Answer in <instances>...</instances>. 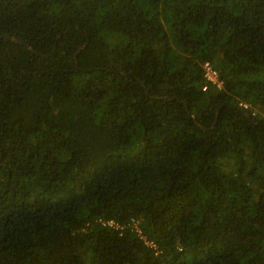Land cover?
<instances>
[{
	"label": "trees",
	"instance_id": "16d2710c",
	"mask_svg": "<svg viewBox=\"0 0 264 264\" xmlns=\"http://www.w3.org/2000/svg\"><path fill=\"white\" fill-rule=\"evenodd\" d=\"M0 264H264V0H0Z\"/></svg>",
	"mask_w": 264,
	"mask_h": 264
},
{
	"label": "built area",
	"instance_id": "2783aa9c",
	"mask_svg": "<svg viewBox=\"0 0 264 264\" xmlns=\"http://www.w3.org/2000/svg\"><path fill=\"white\" fill-rule=\"evenodd\" d=\"M203 69H204V77L206 81L210 84L216 85L217 87L221 88L223 86V81L220 78L219 71L214 67V65L210 61H206L203 64ZM209 85L207 84L204 86V89H207ZM240 106H242L245 109H250V105L247 102H240ZM253 114H257V110L253 111ZM111 226H117L114 221H109L107 222Z\"/></svg>",
	"mask_w": 264,
	"mask_h": 264
},
{
	"label": "water",
	"instance_id": "95a60500",
	"mask_svg": "<svg viewBox=\"0 0 264 264\" xmlns=\"http://www.w3.org/2000/svg\"><path fill=\"white\" fill-rule=\"evenodd\" d=\"M20 42L24 43L23 41L20 40ZM26 44V43H25Z\"/></svg>",
	"mask_w": 264,
	"mask_h": 264
}]
</instances>
